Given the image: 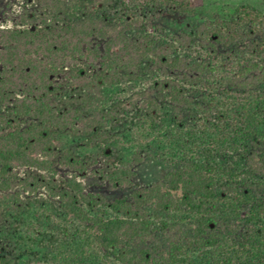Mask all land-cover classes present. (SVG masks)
Instances as JSON below:
<instances>
[{
    "label": "trees",
    "instance_id": "1",
    "mask_svg": "<svg viewBox=\"0 0 264 264\" xmlns=\"http://www.w3.org/2000/svg\"><path fill=\"white\" fill-rule=\"evenodd\" d=\"M165 13L196 9L37 0L0 29V191L45 192L59 212L20 223L30 242L53 238L37 264H264V13L240 5L172 34ZM60 134L88 136L108 159L125 146L133 165L94 168ZM151 156L162 176L136 184ZM59 165L129 194L92 193ZM0 264H16L7 247Z\"/></svg>",
    "mask_w": 264,
    "mask_h": 264
},
{
    "label": "rangeland",
    "instance_id": "2",
    "mask_svg": "<svg viewBox=\"0 0 264 264\" xmlns=\"http://www.w3.org/2000/svg\"><path fill=\"white\" fill-rule=\"evenodd\" d=\"M192 4L196 9V15L186 17L179 14L165 13L163 24L168 33H177L179 31L193 32L195 27L207 19L216 17L228 18L235 9L240 5L250 4L264 13V0H192ZM37 6V0H0V29L18 28L15 24V18L21 15L25 10L34 9ZM50 24L62 22L60 19L49 16ZM144 72L147 73L146 66ZM147 82L143 80V84ZM1 111V109H0ZM135 112L129 115L128 128H132L131 118ZM112 133H119L120 129L111 126ZM127 128V129H128ZM121 132V131H120ZM88 136L73 137L71 135L60 134L59 139L61 149H73L81 158H91L98 162L94 168L105 169L107 163L112 162L116 166L124 163L133 165L130 150L125 146H117L113 150L110 159L102 155V147L99 145H89ZM146 156L150 157L148 154ZM137 171L135 183L139 185H147L158 180L163 173V167L151 156L148 161L139 166H133ZM61 176L73 177L81 181L88 191L99 193L109 200L124 197L129 194L127 189H114L107 183L103 182L98 176L88 171L85 175L79 176L74 171L58 166ZM20 177L24 178L28 174H38L35 170L22 169L19 172ZM19 201V202H17ZM57 214L58 208L55 201L45 192H38L35 195H28L22 192L19 185H15L11 190L0 191V247H7L9 253L15 257L16 264H37L47 252V247L51 244L53 238L46 233H41L34 242H30L25 235L23 225L20 223H33V221H41L43 217L44 223H50L48 216ZM43 223V222H42Z\"/></svg>",
    "mask_w": 264,
    "mask_h": 264
}]
</instances>
